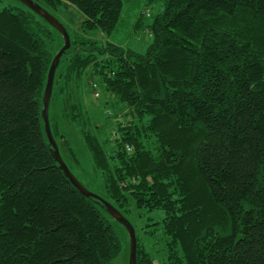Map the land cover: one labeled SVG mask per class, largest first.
I'll return each mask as SVG.
<instances>
[{
    "label": "trees",
    "instance_id": "16d2710c",
    "mask_svg": "<svg viewBox=\"0 0 264 264\" xmlns=\"http://www.w3.org/2000/svg\"><path fill=\"white\" fill-rule=\"evenodd\" d=\"M34 2L60 22L82 17L62 22L72 45L50 104L63 159L79 162L62 131L77 127L107 201L126 217L132 204L165 212L162 255L137 235V264H264V0ZM125 10L152 35L145 53L90 36L113 35ZM63 45L32 10H0V264H113L122 252L45 132Z\"/></svg>",
    "mask_w": 264,
    "mask_h": 264
},
{
    "label": "rangeland",
    "instance_id": "374dc122",
    "mask_svg": "<svg viewBox=\"0 0 264 264\" xmlns=\"http://www.w3.org/2000/svg\"><path fill=\"white\" fill-rule=\"evenodd\" d=\"M5 7H13L24 11L29 9L19 0H0V10ZM161 9L162 8L160 6H156L155 8L149 9L148 12L152 15H155ZM70 18L74 19L77 24L78 21L80 23L82 19L79 12L73 11L72 14L66 16V18L62 17L61 20L68 25V20ZM152 20V17L146 18V22L148 24L151 23ZM134 23L135 19L133 17H128L125 10L122 19V25L113 35L110 36L103 33H95V35L91 34L90 36L93 37V39L99 41L101 44L111 42L122 46L125 49H132L139 53H145L148 46L152 43V35L149 31L144 30L137 33L134 32L132 29ZM51 108V114H53L55 111H58L59 109V107L54 108L53 104ZM62 131H65L69 137H72L71 144L78 155L79 162H77L72 157L63 155L71 172L90 192L106 199L107 194L105 192L104 183L102 179L94 173L93 158L83 140L79 129L77 127L65 126ZM105 215L113 225L122 243V252L120 256L113 262V264H129L130 236L128 231L114 218L111 216L109 217L106 213ZM164 217L165 212L163 210L148 211L145 209H138L134 204H132L130 207V213L127 214V218L134 225L139 239L147 248V250H149V252L154 255H162L163 252L161 249L162 244L159 243V239L162 237V231L160 227ZM153 232H155V235H153Z\"/></svg>",
    "mask_w": 264,
    "mask_h": 264
},
{
    "label": "water",
    "instance_id": "95a60500",
    "mask_svg": "<svg viewBox=\"0 0 264 264\" xmlns=\"http://www.w3.org/2000/svg\"><path fill=\"white\" fill-rule=\"evenodd\" d=\"M19 1L22 2L24 5H26L34 13L42 17L53 28H55L62 35L63 40H64V45L54 57L50 70H49L47 86H46V90L44 94V108L42 111V118H43L44 125H45V132L48 137L49 144L51 145L52 154L56 162L59 164L61 171L64 173L67 179L72 183V185L77 190H79L83 196L87 198L95 199L99 204H101L105 208L107 213L112 218H114L116 221H118L120 224H122L126 228L130 236L129 264H137L138 239H137V233H136V229L134 225L114 205H112L106 199L101 198L98 195L90 192L75 177V175L71 172L70 168L64 161L61 155V152H60L59 145L57 141L55 140V137L52 132L51 122H50V104H51L53 90H54L55 77H56V72L60 65V61L63 55L71 48V45H72L71 36L67 28L65 27V25L62 22H60L59 19L56 18L53 14H51L49 11L43 8L40 4L34 2V0H19Z\"/></svg>",
    "mask_w": 264,
    "mask_h": 264
}]
</instances>
